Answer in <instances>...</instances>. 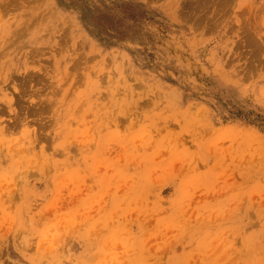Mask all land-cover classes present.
<instances>
[{"label":"rangeland","instance_id":"obj_1","mask_svg":"<svg viewBox=\"0 0 264 264\" xmlns=\"http://www.w3.org/2000/svg\"><path fill=\"white\" fill-rule=\"evenodd\" d=\"M0 264H264V0H0Z\"/></svg>","mask_w":264,"mask_h":264},{"label":"bare ground","instance_id":"obj_2","mask_svg":"<svg viewBox=\"0 0 264 264\" xmlns=\"http://www.w3.org/2000/svg\"><path fill=\"white\" fill-rule=\"evenodd\" d=\"M252 31V30H251ZM249 32V31H248ZM253 34V33H252ZM249 36V35H248ZM249 41L248 42H250V39H248Z\"/></svg>","mask_w":264,"mask_h":264}]
</instances>
